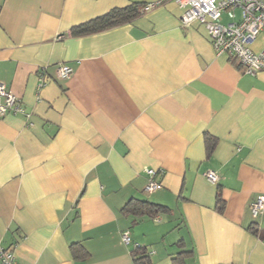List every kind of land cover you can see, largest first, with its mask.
Segmentation results:
<instances>
[{
    "label": "crops",
    "instance_id": "0c3cea01",
    "mask_svg": "<svg viewBox=\"0 0 264 264\" xmlns=\"http://www.w3.org/2000/svg\"><path fill=\"white\" fill-rule=\"evenodd\" d=\"M149 1L0 0V82L23 107L0 114V246L17 264H134L135 244L150 264L178 250L184 264H264V209L249 208L264 194V70L217 52L174 0L70 34ZM146 167L159 171L151 192ZM131 198L169 210L134 215Z\"/></svg>",
    "mask_w": 264,
    "mask_h": 264
},
{
    "label": "built area",
    "instance_id": "2783aa9c",
    "mask_svg": "<svg viewBox=\"0 0 264 264\" xmlns=\"http://www.w3.org/2000/svg\"><path fill=\"white\" fill-rule=\"evenodd\" d=\"M182 9L180 22L183 25L192 21L202 24L207 32L213 48L217 52H227L246 73L255 74L264 70V43L258 51L251 49L250 44L258 33L264 34V0H174ZM162 0H152L142 4L141 11H145ZM238 11V13H237ZM72 73V67L60 63L56 67V78L65 79ZM44 84L37 83V89ZM7 111L23 112L18 96L3 82H0V114ZM147 174L144 190L154 191L161 186L159 171L146 167ZM204 176L211 182L217 180L213 169H206ZM249 208L252 216H256L264 209V194L258 193L250 201ZM124 243L129 242L127 231L121 234ZM138 244H135L137 246ZM0 260L2 264H17L15 253L11 247L0 246Z\"/></svg>",
    "mask_w": 264,
    "mask_h": 264
},
{
    "label": "trees",
    "instance_id": "16d2710c",
    "mask_svg": "<svg viewBox=\"0 0 264 264\" xmlns=\"http://www.w3.org/2000/svg\"><path fill=\"white\" fill-rule=\"evenodd\" d=\"M141 6V3L132 2L125 6L113 7L101 15L72 26L70 28V34L79 35L89 33L130 21L142 13L140 10ZM205 137L207 148L210 150L213 147L215 138H212L210 135H206ZM216 203L218 209H221L222 201L219 192L216 194ZM122 210L138 216L148 215L152 217L158 212H165L169 209L167 206L153 203L148 200L131 198L123 205ZM77 243L78 242L71 244L72 247ZM186 253H188L186 250L176 251L171 256L170 264H184V257ZM132 256L134 264H150L149 252L143 246H134L132 249Z\"/></svg>",
    "mask_w": 264,
    "mask_h": 264
},
{
    "label": "rangeland",
    "instance_id": "374dc122",
    "mask_svg": "<svg viewBox=\"0 0 264 264\" xmlns=\"http://www.w3.org/2000/svg\"><path fill=\"white\" fill-rule=\"evenodd\" d=\"M263 40H264V34H263V33H258V34H257V37L255 38V40L251 43V46H252L254 49H258V48H260V46H261L262 43H263Z\"/></svg>",
    "mask_w": 264,
    "mask_h": 264
}]
</instances>
